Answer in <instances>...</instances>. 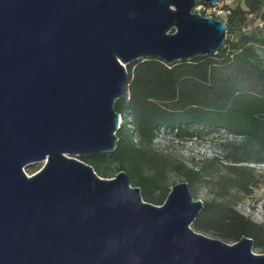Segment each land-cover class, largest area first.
I'll return each mask as SVG.
<instances>
[{"label":"water","instance_id":"95a60500","mask_svg":"<svg viewBox=\"0 0 264 264\" xmlns=\"http://www.w3.org/2000/svg\"><path fill=\"white\" fill-rule=\"evenodd\" d=\"M197 2L218 0H0V264H264L245 235L193 229L186 181L157 205L79 158L115 150L126 64L223 46L226 22Z\"/></svg>","mask_w":264,"mask_h":264},{"label":"trees","instance_id":"16d2710c","mask_svg":"<svg viewBox=\"0 0 264 264\" xmlns=\"http://www.w3.org/2000/svg\"><path fill=\"white\" fill-rule=\"evenodd\" d=\"M261 6V0L224 6L229 10L224 20L227 37L216 54L171 64L154 57L126 64L127 94L114 103L121 117L116 148L79 158L107 177L138 158L156 163L157 154L140 145H151L161 128L179 139L203 129L224 130L238 140L227 145L221 161L202 158L185 168L184 181L206 183L224 171L219 177L223 188L250 191L255 178L247 164L264 163V57L259 52L264 50V28H241L247 15L264 19ZM129 175L144 200L157 205L164 201L157 176L139 174L135 168ZM154 191L162 195L154 196ZM191 226L228 243L245 235L254 249L264 252V222L256 223L220 201H204Z\"/></svg>","mask_w":264,"mask_h":264},{"label":"rangeland","instance_id":"374dc122","mask_svg":"<svg viewBox=\"0 0 264 264\" xmlns=\"http://www.w3.org/2000/svg\"><path fill=\"white\" fill-rule=\"evenodd\" d=\"M194 11L203 16H214L217 19L225 20V13H216L208 8L207 5L197 2ZM258 14L247 15L246 24H254L258 18ZM262 18V15H261ZM264 28L261 27V29ZM259 52L264 57V50ZM238 138L226 133L224 130H207L203 129L189 139L175 138L169 130L160 129L151 145L142 144L140 148L146 151L155 152L158 157L156 163L147 162L142 159H135L124 163V170L130 179L132 186L134 183L129 172L135 168L139 174L157 176L162 190L165 191L163 199L169 191L171 185L184 181L183 172L185 168L192 167L194 163L202 158L215 157L222 160V156L228 144L237 141ZM43 161L31 163L24 167L27 175L37 172L43 165ZM252 167V173L255 181L254 186L250 187V191L244 192L238 189H227L221 186L219 177L224 175V171H218L212 179L206 183L188 184L193 199L204 201H220L232 206L239 213L243 214L256 223L264 222V163L253 164L248 163ZM117 170H111L107 177L112 178ZM102 177V176H101ZM162 195V191H154V196ZM211 236L209 234H206ZM213 237V236H211ZM254 252H259L253 248Z\"/></svg>","mask_w":264,"mask_h":264},{"label":"built area","instance_id":"2783aa9c","mask_svg":"<svg viewBox=\"0 0 264 264\" xmlns=\"http://www.w3.org/2000/svg\"><path fill=\"white\" fill-rule=\"evenodd\" d=\"M246 0H218V2L213 6H208L213 12L228 14L229 10H225L224 6H235L237 4H243ZM262 1L261 12L264 13V0ZM264 25V19L258 17L254 24H246L241 28L243 32L250 31L255 28H261Z\"/></svg>","mask_w":264,"mask_h":264}]
</instances>
